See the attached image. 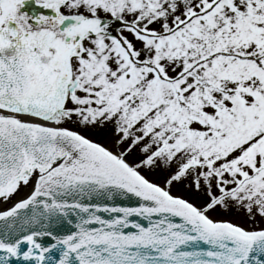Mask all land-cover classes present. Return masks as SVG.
Listing matches in <instances>:
<instances>
[{
	"label": "snow or ice",
	"instance_id": "snow-or-ice-1",
	"mask_svg": "<svg viewBox=\"0 0 264 264\" xmlns=\"http://www.w3.org/2000/svg\"><path fill=\"white\" fill-rule=\"evenodd\" d=\"M0 264H264V0H0Z\"/></svg>",
	"mask_w": 264,
	"mask_h": 264
}]
</instances>
